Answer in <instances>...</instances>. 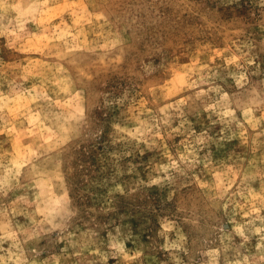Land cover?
I'll return each instance as SVG.
<instances>
[{"label":"rangeland","instance_id":"374dc122","mask_svg":"<svg viewBox=\"0 0 264 264\" xmlns=\"http://www.w3.org/2000/svg\"><path fill=\"white\" fill-rule=\"evenodd\" d=\"M0 264H264V0H0Z\"/></svg>","mask_w":264,"mask_h":264}]
</instances>
